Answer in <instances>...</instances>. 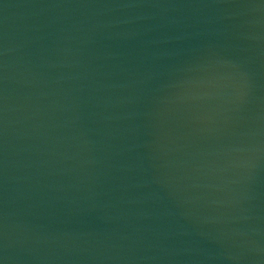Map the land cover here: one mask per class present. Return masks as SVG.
<instances>
[{"label":"water","instance_id":"95a60500","mask_svg":"<svg viewBox=\"0 0 264 264\" xmlns=\"http://www.w3.org/2000/svg\"><path fill=\"white\" fill-rule=\"evenodd\" d=\"M0 264H264V0H0Z\"/></svg>","mask_w":264,"mask_h":264}]
</instances>
